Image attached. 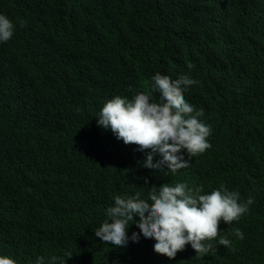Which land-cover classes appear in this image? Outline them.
Wrapping results in <instances>:
<instances>
[{"label":"clouds","instance_id":"1","mask_svg":"<svg viewBox=\"0 0 264 264\" xmlns=\"http://www.w3.org/2000/svg\"><path fill=\"white\" fill-rule=\"evenodd\" d=\"M215 1L224 13L238 5L236 0ZM260 1L264 3L258 0L253 8L257 19L249 16L247 22L235 27L236 39L254 32L257 24L258 36L264 39ZM48 9L43 22L58 21L59 27L74 32L99 25L106 28L114 15L107 4L92 11L82 5L75 7L73 0H51ZM14 18L9 5L2 8L0 0V50L11 43L15 50L28 51L24 60L17 58L15 62L5 54L0 57V132L46 130L48 119L56 120L62 128L54 130L60 144L53 148L42 143L39 149L47 155L68 154L84 184L81 193L68 194L59 180L66 174L74 176V170L68 172L54 160L48 171L50 181L46 182L22 164L21 150L0 147L4 186L35 197V204L42 206L35 214L32 236L37 225L60 221L52 211L55 204L72 206L79 212L81 205L84 210L104 208L106 218L94 233L116 248L141 240L152 254L158 253L156 258L160 254L174 261L188 258L193 260L190 264H252L264 254V228H233L251 211L255 198L231 190L228 174L213 165L229 156L227 145L224 147L227 138L237 147V128L213 131L200 119L204 112L195 109L190 98L191 88L199 81L193 79L190 63L178 61V50L158 54L145 75L144 71L141 74L147 90L132 96L124 90L132 92V84L141 87L134 81H121L127 83L125 88L115 82L97 87L106 82L98 79L110 78L102 71L101 76L66 84L47 62L39 61L37 51L25 39L18 41L26 25ZM108 51L116 62L134 56V49L123 45ZM138 151L145 153L141 161ZM240 157L258 171L264 169V153L254 145ZM146 171L163 176L164 183L146 187L147 197H141L134 192ZM261 197L254 208L262 207ZM67 259L40 256L35 264H66ZM0 264L18 261L0 255Z\"/></svg>","mask_w":264,"mask_h":264},{"label":"trees","instance_id":"2","mask_svg":"<svg viewBox=\"0 0 264 264\" xmlns=\"http://www.w3.org/2000/svg\"><path fill=\"white\" fill-rule=\"evenodd\" d=\"M1 1L2 8L9 5L14 19L26 25L25 34L18 41L25 39L37 51L39 61L47 62L53 74L62 77L66 84L84 82L97 74L101 76L102 71L110 78L98 79L106 82L97 87L115 82L125 88L127 83L121 81H134L141 87L132 84V92L124 90L132 96L147 90V83H143L146 78L143 82L140 79L142 72L145 75L152 66L153 59L165 51L178 50V61L190 63L193 79L199 81L191 88L190 98L195 109L204 112L200 119L213 131L237 128V147L227 138L224 147L226 144L229 156L213 162L228 174L231 190L255 198L251 211L233 228L242 231L264 228V169L260 172L240 157L251 144L264 153V39L258 36V24L246 37H234L238 24L247 22L252 15L257 19L253 8L258 0H236L237 8L226 13L215 0H73L75 7L82 5L92 11L107 4L114 13L106 28L84 27L78 32L59 27L58 21L43 22L51 0ZM258 6L264 7V3L260 1ZM221 29L229 34H222ZM119 45L134 49V56L122 57L118 62L110 59L108 50L116 51ZM27 53V50L13 49L9 43L0 50V57L5 54L15 62L17 58L24 60ZM46 124L48 129L36 132L31 128L0 132V147L21 150L22 164L46 182L50 181L48 171L53 161L62 163L68 172L75 173L59 180L61 189L68 194L81 193L84 184L70 156L64 151L47 155L39 149L42 143L53 148L60 144L54 130H61V126L52 118ZM138 154L139 160L134 154L135 160L145 158L144 152L138 151ZM163 183V176L146 171L134 194L147 197L146 187ZM259 196H262V207L254 208ZM35 203V197L15 189L10 191L0 180V255L10 256L18 264H35L40 256L57 255L67 259L70 254L66 264H190L193 261L188 258L174 261L161 254L156 258L154 255L158 253L152 254L141 240L129 241L125 248L103 243L94 231L106 218L104 208L84 210L80 205L79 212L72 206L55 204L52 211L60 221L37 225L32 236L35 214L42 207ZM128 235L131 236L129 231ZM263 262L264 254L252 264Z\"/></svg>","mask_w":264,"mask_h":264}]
</instances>
